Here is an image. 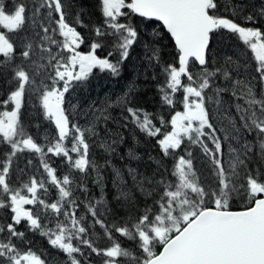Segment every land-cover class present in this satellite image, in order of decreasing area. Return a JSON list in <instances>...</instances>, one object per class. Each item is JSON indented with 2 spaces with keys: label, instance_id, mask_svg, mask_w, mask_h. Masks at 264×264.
Segmentation results:
<instances>
[{
  "label": "snow or ice",
  "instance_id": "1",
  "mask_svg": "<svg viewBox=\"0 0 264 264\" xmlns=\"http://www.w3.org/2000/svg\"><path fill=\"white\" fill-rule=\"evenodd\" d=\"M99 6L102 23L91 26L98 39L90 41V51L85 54L79 49L86 37L77 31V26L88 25L79 14L74 24L66 20L71 5L65 0H34L31 6L23 0H0V75L10 73L6 79L10 91L0 101V108L14 106L0 112V210L11 214V222L0 224V264H50L31 248L21 247L29 243L25 232L17 228L22 221L30 230L48 237L49 244L66 255L68 264H82L79 257H85L73 240L103 257L102 264H264V31L241 26L222 15L221 9L236 16V7H243L233 6L231 0H99ZM38 14L40 21L36 20ZM134 16L142 21L161 22L174 41L173 62L161 60L157 43L149 57L163 76L157 92L161 109H167L169 115L166 118L131 106V88L116 103L128 113L123 117L125 121L147 137L157 138L163 157L175 160L169 174L175 180L168 179L159 169L145 175L129 167L128 175L145 204L143 211L130 215L123 223H106L98 214L97 206L104 203L101 191L100 199L87 205L93 226L99 224L110 241L108 246L99 248L86 238L89 228L85 217L77 215V195L89 191L81 177L95 173L94 183L103 190L106 185L100 166L90 156V138L99 137V147L111 154L124 137L116 132L109 140L97 131L101 121L105 125L103 131H109L107 123L113 118L107 108L97 109L98 115L88 126L75 123L65 107V94L75 86L74 82L85 81L93 69L107 71L114 77L120 75L139 36L138 26L131 22ZM259 16L264 17V8ZM244 19L256 18L246 14ZM30 24L38 29L31 37L27 35ZM222 30L235 34L250 49L257 75L248 74L247 64L231 56L222 65L209 66L213 34ZM11 34L24 39H13ZM106 46L110 48L108 56L117 55L114 62L96 54L97 49ZM221 78L223 86L218 83ZM209 89L216 95L217 104L219 95L225 92L243 101L236 105L242 123L234 129L236 134L242 133V142L239 147H230L227 161L205 106L206 99L212 98L207 95ZM29 96L39 101L44 118L57 129L54 138H43L44 143L27 133L21 120V109ZM123 126L127 127V123ZM247 136L253 140L247 141ZM190 145H199L208 158L214 184L206 186L200 182L188 150ZM26 153L39 155L46 176L32 175L26 182L17 178L13 164L18 167V154ZM48 153L62 156L69 174L58 176L44 159ZM129 156L137 158L131 150ZM25 158L32 164L31 157ZM253 161L255 167H250ZM113 171L114 184L119 181L117 200L136 208L132 194L120 187L126 184L121 172ZM73 172L78 175L73 177ZM49 186L59 193L56 202L45 199ZM236 200L243 203L242 210H233ZM27 205L33 208H26ZM42 219L48 223L55 219V227H46ZM116 234L134 241V250L122 246Z\"/></svg>",
  "mask_w": 264,
  "mask_h": 264
},
{
  "label": "trees",
  "instance_id": "2",
  "mask_svg": "<svg viewBox=\"0 0 264 264\" xmlns=\"http://www.w3.org/2000/svg\"><path fill=\"white\" fill-rule=\"evenodd\" d=\"M23 2L31 6L34 0H23ZM65 2L71 5L68 9L66 20L70 24H74L76 15L79 14V18L88 25L85 28L77 26V31L86 37L84 44L80 46L79 50L86 54L90 51V41L98 39L91 31V26L100 25L103 20L99 0H65ZM231 4L233 6L243 5L242 8L236 7L238 15L233 16L231 11L224 12L221 9L222 15L233 19L241 26L259 27L264 31V17L259 16L261 8H264V0H231ZM43 11L42 9L41 12ZM246 14H251L256 19L254 21H247L244 19ZM36 20H41L40 14L37 15ZM131 22L138 26L139 36L137 43L132 46L129 52L128 59L121 66L120 75L114 77L107 71L101 72L98 68L93 69L85 81L74 82L75 86L70 89L69 93L65 94V107L71 112V119L75 123H78L82 127L88 126L95 119V116L98 115L97 109L103 111L107 108L108 113L113 118L107 123L109 131L107 134L103 131L105 125L102 121L98 122L97 131L100 132L101 137L109 140L114 138L113 133L116 132H119L124 137L122 143L115 145L116 150L111 154L106 153L99 147V137L90 138V144L92 145L90 147V156L100 166V174L103 177V183L106 185L103 190L94 183L95 173L87 178L81 177L89 191L86 194L77 195L79 203V207L76 209L77 215L85 217L84 223L89 228V234L86 238L91 239L94 245L99 248L108 246L110 241L104 235V229L99 224L93 226L91 214L87 212V205L90 201L94 203L95 200L100 199L101 191H103L104 203L97 206L98 214L106 223H123L130 215L135 216L138 212L143 211L145 204V198L135 190L131 177L128 175L127 169L129 167L145 175H152L159 169L168 179L175 180V177L169 175L174 168L175 160L172 157H163L159 146L156 144L157 138L147 137L134 124L125 121L123 117L127 116L128 113L123 111L122 105L116 103L117 99L125 93H129V89L131 88L132 91L129 93L131 106L142 108L149 113L163 114L166 118L169 115L167 109H161L160 97L157 92V84L163 80V76L160 75V68L158 66H152L149 57L151 56L153 44L157 43L161 60L164 63L173 62L176 56L174 43L159 23L142 21L141 18L135 16ZM37 30L35 25L30 24L27 35L31 37ZM153 33H160L161 35L154 36ZM11 35L13 39H24V37H17L16 34ZM210 49V67L222 65L226 58L231 56L234 60L239 59L240 62L247 64L248 74L257 75L254 72L255 61L250 53V49H247L235 34L227 30L214 33ZM109 51L110 48L106 46L97 49L96 54L101 58H108L114 62L117 59V55L108 56ZM153 75L156 76L155 79L152 78ZM9 77L10 73L0 75V101L5 100L10 91V86L6 82V79ZM218 83L223 86V79H219ZM256 91H260L259 85H257ZM206 92L207 95L211 94V97L214 95L212 89L206 90ZM216 99L217 97L215 101ZM218 99L220 101L219 104L215 101L210 103L212 98L206 99L205 106L209 111L210 122L217 129L216 135L220 137L225 154L224 159L227 161L230 147H239L242 142L240 139L242 133L236 134L234 129L242 123L239 119L240 113L237 111L236 105L240 104V102L243 104V102L242 100H236L229 92L221 93ZM38 105L39 101L35 97H27L25 105L21 109V120L26 125V132L37 139L38 143H44V137L54 138L57 132L53 124L44 118L43 110ZM70 106L75 107L73 109ZM13 107V105L9 104L7 109L0 108V112L11 110ZM179 108L180 106L178 105V110ZM226 110H230V112L225 115ZM229 118L232 120L231 128L229 127ZM126 123L127 127H124L123 125ZM206 131L208 130L206 129ZM205 140L208 142L209 147H213L211 142L207 141V138ZM246 140L252 141L253 137L247 136ZM129 150L137 157L136 159L129 156ZM188 150L192 153L193 165L200 178V182L206 186L214 184L215 177L211 172L212 165L208 162V158L204 155L200 146L190 145ZM26 156L32 158V164L27 163ZM18 157V167L15 162L13 164V167L16 168L17 178L26 182L28 177L32 175L38 178L46 176L40 164L38 154H18ZM44 159L57 170L58 176L69 174V167L64 162L62 156L57 157L48 153ZM106 161L108 162L107 164ZM255 164L256 161H253L250 167H255ZM21 169H23V172L20 171ZM113 169L121 172L126 184L120 185V187L125 188L132 194L134 197L133 203L137 206L136 208L124 203L122 200H117V184L119 181L114 184L116 177ZM164 169H167V171L164 172ZM72 175L75 177L78 174L73 172ZM45 199L49 203L56 202L59 199L58 191L54 187L49 186ZM148 203H151V201L149 200ZM243 207V203L239 200L234 201L232 204L233 210H242ZM10 215V212L6 214L4 210H0V224L11 222ZM42 224L53 228L55 227V219H53L52 223H48L47 220L42 219ZM17 228L25 232V240L29 242L26 245H21V247L31 248L32 251L41 255L42 259L50 260V264L68 263L66 255L59 252L58 249L53 248L49 244L48 237L41 235L39 231L30 230L27 227V222L22 221ZM116 239L122 246L134 250V241L121 237L119 234H116ZM75 241L73 240V242ZM82 250L85 253V257H79L82 264H102L103 257L91 253L88 248H83Z\"/></svg>",
  "mask_w": 264,
  "mask_h": 264
},
{
  "label": "rangeland",
  "instance_id": "3",
  "mask_svg": "<svg viewBox=\"0 0 264 264\" xmlns=\"http://www.w3.org/2000/svg\"><path fill=\"white\" fill-rule=\"evenodd\" d=\"M215 95V94H214ZM208 96H211V94H209ZM216 96V95H215ZM240 104H242L241 102H240ZM230 112V110H226V113H225V115L226 114H228ZM229 123H230V125H229V127L231 128V126H232V120H230V118H229ZM26 208H33V206L32 205H27L26 206ZM73 242V241H72ZM75 245H78V246H80L82 249L83 248H86L87 249V247L86 246H84V245H80V243H79V241H75V242H73ZM59 252H61L60 250H59ZM63 253V252H62ZM68 264V263H67Z\"/></svg>",
  "mask_w": 264,
  "mask_h": 264
},
{
  "label": "water",
  "instance_id": "4",
  "mask_svg": "<svg viewBox=\"0 0 264 264\" xmlns=\"http://www.w3.org/2000/svg\"><path fill=\"white\" fill-rule=\"evenodd\" d=\"M155 22H158V21H155ZM158 23H160L161 24V22H158ZM162 25V24H161ZM165 31H166V29H165ZM170 35V34H169ZM174 42V41H173ZM211 44V43H210ZM55 126V125H54Z\"/></svg>",
  "mask_w": 264,
  "mask_h": 264
},
{
  "label": "bare ground",
  "instance_id": "5",
  "mask_svg": "<svg viewBox=\"0 0 264 264\" xmlns=\"http://www.w3.org/2000/svg\"><path fill=\"white\" fill-rule=\"evenodd\" d=\"M139 59V58H138ZM141 60V59H140Z\"/></svg>",
  "mask_w": 264,
  "mask_h": 264
}]
</instances>
